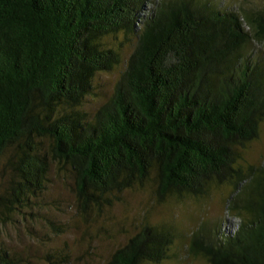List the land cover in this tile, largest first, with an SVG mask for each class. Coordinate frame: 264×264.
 Instances as JSON below:
<instances>
[{"label":"trees","instance_id":"trees-1","mask_svg":"<svg viewBox=\"0 0 264 264\" xmlns=\"http://www.w3.org/2000/svg\"><path fill=\"white\" fill-rule=\"evenodd\" d=\"M263 123L264 1L0 0V226L33 215L55 166L85 218L137 187L161 204L229 185L236 231L145 222L105 264H162L178 239L207 264H264V161L239 164ZM26 262L0 241V264Z\"/></svg>","mask_w":264,"mask_h":264},{"label":"rangeland","instance_id":"rangeland-1","mask_svg":"<svg viewBox=\"0 0 264 264\" xmlns=\"http://www.w3.org/2000/svg\"><path fill=\"white\" fill-rule=\"evenodd\" d=\"M217 1L241 7L264 0ZM145 6V13H151L152 5ZM119 39L123 40V37L119 36ZM133 43L131 39L123 45L124 60ZM252 48L258 53L262 51L260 46ZM120 71L121 68L98 76L94 94L85 101L87 111H94L111 94ZM241 156L239 164L245 170L249 166L258 167L264 161V123L259 139L249 143ZM2 177L3 174L0 181H6ZM72 188L69 173L53 167L47 192L38 201L33 215L21 213L11 223L0 226V241L10 252L30 260L31 264H51L48 255H56L58 260L68 256L67 264H105L110 255L125 245L145 222L151 225L168 223L185 236L202 224L223 222V231H236L240 225V220L227 210L228 199L233 192L229 185L213 188L207 199L188 197L161 204L157 203L150 185L137 187L119 194L112 207L106 206L101 213L93 211L88 218L79 213ZM176 245L170 252V258L162 264H207L202 258L188 253V241L181 243L178 239Z\"/></svg>","mask_w":264,"mask_h":264},{"label":"bare ground","instance_id":"bare-ground-1","mask_svg":"<svg viewBox=\"0 0 264 264\" xmlns=\"http://www.w3.org/2000/svg\"><path fill=\"white\" fill-rule=\"evenodd\" d=\"M230 230V229H229ZM231 231V230H230Z\"/></svg>","mask_w":264,"mask_h":264}]
</instances>
